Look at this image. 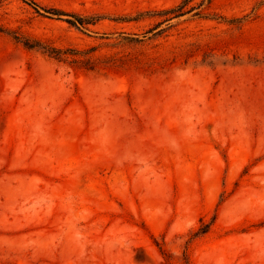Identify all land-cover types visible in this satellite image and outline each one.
I'll use <instances>...</instances> for the list:
<instances>
[{"label":"rangeland","instance_id":"obj_1","mask_svg":"<svg viewBox=\"0 0 264 264\" xmlns=\"http://www.w3.org/2000/svg\"><path fill=\"white\" fill-rule=\"evenodd\" d=\"M35 1L0 0V264H264V0Z\"/></svg>","mask_w":264,"mask_h":264},{"label":"trees","instance_id":"obj_2","mask_svg":"<svg viewBox=\"0 0 264 264\" xmlns=\"http://www.w3.org/2000/svg\"><path fill=\"white\" fill-rule=\"evenodd\" d=\"M25 1L32 4L37 10H40L42 8V6L38 2H36L35 0H25ZM43 9L45 12H51V13H54L57 15H62V14L68 15V16L72 17V18H68V21L71 23H74V24L84 25L87 22H89L86 18H84L82 16H79V15L71 13V12H66L65 10H62V9H58V8H52L51 10L47 9V8H43ZM181 13H183V12H180V14ZM158 26H159V23L157 25H155L154 27H151L150 29H148L146 31V33L152 32L153 30H156L158 28Z\"/></svg>","mask_w":264,"mask_h":264}]
</instances>
